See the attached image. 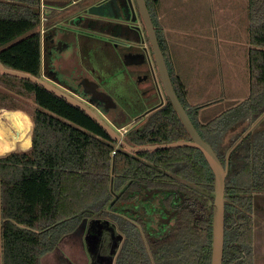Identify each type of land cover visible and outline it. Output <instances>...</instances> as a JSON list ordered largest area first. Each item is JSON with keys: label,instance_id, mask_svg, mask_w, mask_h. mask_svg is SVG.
Instances as JSON below:
<instances>
[{"label": "trees", "instance_id": "1", "mask_svg": "<svg viewBox=\"0 0 264 264\" xmlns=\"http://www.w3.org/2000/svg\"><path fill=\"white\" fill-rule=\"evenodd\" d=\"M145 1L154 23L157 0ZM40 3L0 0V64L37 79L42 78ZM246 18L248 97L205 123L197 119L201 107L189 105L185 85L171 71L153 24L176 97L200 138L227 164L222 264H253V195L264 192V130L254 127L232 149L264 115V0H247ZM0 83L36 106L30 149L0 157L2 264H37L86 221L125 226L126 207L131 212L138 205L145 212L158 209L161 222L154 233L141 215L130 219V249L122 264H210L214 176L199 150L128 153L83 111L43 87L1 71ZM80 96L109 121L120 114L110 100L101 105ZM129 124L121 128L128 127L123 140L131 147L190 141L166 97ZM27 138L20 147L29 145Z\"/></svg>", "mask_w": 264, "mask_h": 264}, {"label": "rangeland", "instance_id": "2", "mask_svg": "<svg viewBox=\"0 0 264 264\" xmlns=\"http://www.w3.org/2000/svg\"><path fill=\"white\" fill-rule=\"evenodd\" d=\"M172 3L174 8L173 15L175 17V21L178 24H182L187 28H191L192 26H195V23L201 24L202 22L201 29H216L218 33L225 35L226 37L229 36L230 38H234L236 42L240 43V45L237 43L231 44V46L235 47V51L230 55L231 59L228 61V67L223 65L224 62L215 63L216 65L222 64L225 69H220L218 66L214 68L215 75H217V85H215L217 91L206 94L208 100L206 101L205 105L198 110V114L200 115L197 117L198 121L205 123L218 116L226 109L244 101L248 97V65L247 48L245 46V43L248 41L246 31L247 0H241V4L239 5V16L237 14V0H172ZM41 4L43 3H40V13L43 11L41 10ZM30 6L35 7L36 5L31 4ZM43 13L44 12H42V16L46 20V15ZM221 15L224 17L223 20ZM43 27L41 30H43ZM41 36L43 38V34H41ZM225 45L230 44H224V46ZM224 46L221 48V51L218 53V55L222 56L228 54L226 53ZM150 62L156 76L159 92L164 98L163 102H165V94L163 92L153 58H150ZM232 74L234 75L233 77ZM226 79L233 80V82H235L234 84H229V90H227L224 85ZM40 80L46 82L51 87L59 90L68 97L74 98L64 90L58 88L50 82H47V80L43 77ZM0 97H3L0 98V128L2 127L3 129V135H0V157H5L12 153L26 152L31 146L33 130L31 113L36 108V106L34 105L31 97L18 96L16 93H11L4 89V85L2 83H0ZM74 99L89 107L110 128H112V130L121 135L117 130H121V126H123L126 120H120L119 122L116 120L109 121L102 113L99 112L98 109L88 106L86 104L88 103L87 101H81L76 98ZM12 115L20 119L24 125V137L20 138V145L26 144L27 137L29 145L19 148L17 147L14 150L8 152L5 150V146L8 145L9 142L13 141L14 136L17 138L18 132L21 131V126L19 123L16 127L14 123H12ZM119 118L123 117L120 116ZM243 126H245V124ZM241 127L237 128L234 132L229 133L227 139L238 133L241 130ZM127 128L128 127H125L124 129L127 130ZM255 128L264 130V117L257 123ZM123 136L124 135H122V137ZM23 139L24 141L21 144ZM133 209L134 210L130 212L128 211V207H126V211H124L123 215L127 220L133 219V216L136 217L137 215H141L148 229L154 233L158 231V225H160L159 223L161 222V214L159 213L158 209L150 207V209L145 212V209L142 207V205H138L137 209ZM252 218L255 246L261 250L260 254L262 255V258H260V260H264V192L253 195ZM107 222L108 223L92 226L87 221L82 223L74 234L61 240L59 247L53 251V253H56L55 259H53L54 255H51L44 260L41 259L39 263L62 264L63 261L58 262L57 260V257H61L62 254L69 256L70 261L73 264H110L112 258L111 252H116V257L112 264H122V257L124 258L126 255L131 243L129 242V236L126 230L127 228L126 226L119 227L115 223L113 233L108 229L110 222ZM135 233H139L138 229L135 230ZM123 235H125L127 239L125 238V240H122Z\"/></svg>", "mask_w": 264, "mask_h": 264}, {"label": "crops", "instance_id": "3", "mask_svg": "<svg viewBox=\"0 0 264 264\" xmlns=\"http://www.w3.org/2000/svg\"><path fill=\"white\" fill-rule=\"evenodd\" d=\"M237 3L239 16L241 0H237ZM172 4V0H157L153 17L154 24L159 29L166 45L171 71L180 78L186 87L189 105L202 108L208 100L206 94L217 91L215 86L217 85V75H215L214 68L218 66L220 69H225L223 65L228 67L230 55L235 51V47L231 44L240 45V43L236 42L234 38L218 33L216 29H201L202 22L201 24L195 23V26L191 28L178 24L173 15ZM221 18L224 19L222 15ZM46 29L45 24L44 30ZM66 35L67 37H63V35L60 37L67 45L65 53L60 58L58 57L60 62L49 60L47 56L48 46L45 43L41 45L42 77L44 79L49 78L47 75H52L55 71H58L56 75L59 79L74 81L75 83H81L84 78H88L101 87L113 104L118 107L120 114L116 119L117 122L126 120L125 123L132 124L143 113L164 103V98L156 83V76L154 78L149 71L146 75L143 74L138 64L134 63L133 60L122 58L121 53L115 51L112 45L103 40L85 38L79 34ZM224 44L230 45L224 46ZM223 46L228 54L218 55ZM245 46L248 50L250 46L248 41ZM217 62L224 63L223 65H216ZM67 83L62 81L56 84L64 89ZM232 83L235 82L225 80L224 85L227 90H229V84ZM120 116L123 118H119ZM198 116L200 115L198 114ZM260 251L255 246L253 233V264H264V260H260L262 258ZM55 254L51 252L41 259L44 260L51 255H54L53 259H55ZM57 260L58 262L63 261L62 264H73L69 256L62 254L61 257H57ZM39 262L37 264H40ZM0 264H2L1 246Z\"/></svg>", "mask_w": 264, "mask_h": 264}, {"label": "water", "instance_id": "4", "mask_svg": "<svg viewBox=\"0 0 264 264\" xmlns=\"http://www.w3.org/2000/svg\"><path fill=\"white\" fill-rule=\"evenodd\" d=\"M136 5L139 10V14L143 23L145 35L150 46V51L152 58L159 75V79L163 88L165 97L169 100L173 106L178 118L180 119L182 125L186 129L187 133L190 136V141L162 144V145H151L145 147H131L124 140L122 135L116 133L112 128H110L100 117H98L89 107L83 105L82 103L76 101L74 98L68 97L59 90L51 87L46 82L41 81L40 79L34 78L28 74L5 69L0 64V71L3 74L14 76L21 79L29 80L50 93L56 95L59 98L66 100L71 105L79 108L86 115H88L93 121H95L119 146L123 147L128 153L136 154L139 152L153 151L158 149L166 148H175V147H192L199 150L207 165L209 166L213 176H214V187H213V203H212V243H211V262L210 264H222V255H223V244H224V191H225V179L227 176V164L222 165L211 147L205 143L199 136L198 132L191 123L189 117L187 116L185 110L180 104L178 98L176 97L169 72L164 60V56L161 52L159 42L156 36L155 28L151 17L149 15L145 0H135ZM114 8L115 14L112 10ZM84 15V21L86 20L87 28L93 29V26L101 24V26L107 23L109 20L116 18L120 22H124V25L119 26L124 30V42L128 47L115 46L117 49L127 50V51H140V49L133 47L135 43H143L141 30L136 28L133 23L136 20L135 15L131 11L130 3L125 2L124 0H94L86 5L82 11ZM67 23V22H66ZM86 28V27H84ZM137 33V35L135 34ZM146 48L137 56L142 62L145 61ZM139 59V60H140ZM134 62L137 63L133 58ZM137 64H140L137 63ZM82 89L85 94L89 93L93 100H98L101 102L107 103L109 100L112 101L104 92L98 90L97 84L91 82L88 78L82 80ZM88 106H93L91 103H87ZM264 117L261 116L251 127L250 129L234 144L232 149L242 140V138L250 132L257 123ZM231 149V150H232ZM230 150V151H231ZM228 152V155L230 153ZM227 155V156H228Z\"/></svg>", "mask_w": 264, "mask_h": 264}, {"label": "flooded vegetation", "instance_id": "5", "mask_svg": "<svg viewBox=\"0 0 264 264\" xmlns=\"http://www.w3.org/2000/svg\"><path fill=\"white\" fill-rule=\"evenodd\" d=\"M94 0H41V2L43 4L42 5V12H44L43 14L46 15V21L45 24L47 26V29L45 30L44 34H43V43H45L48 48L47 50V56L49 58V60L52 61H59V58L65 53L66 49L65 47L67 46L66 43L61 40V36L63 35V37H67L66 34H79V35H83L85 38H94V39H99V40H103L107 43H109L110 45L113 46L114 50L121 53L122 58H127L130 60H133V58H136V62L140 64L139 68L141 71H143V74H147V71H149V73H152V65L150 62V59H148L146 53V59L144 62H142L143 60H141L140 58H138L137 56L141 53L140 51L144 50V44H147V47L150 50V46L148 44L146 35H145V31H144V27H143V23L139 14V10L138 7L136 5V1L135 0H124L127 3H130L131 6V11L132 13L135 15L136 20L133 23V25L138 28L139 30H141V35H142V39H143V43L139 44V43H135L133 45V47H136L138 49H140V51H127V50H121V49H117L115 48V46H122V47H128V45L124 42V30H122L119 26L124 25V22H120L118 19L113 18L111 20H109L107 23L103 24L101 26V24H97V26H93V29H89L87 28V26H89L86 22V20L84 21V15L82 14V11L84 10V8L86 7V5L90 2H92ZM110 1V0H109ZM146 3V1H145ZM147 6V4H146ZM148 9V7H147ZM113 14H115L114 8L112 10ZM149 12V10H148ZM150 15V12H149ZM151 17V16H150ZM152 20V18H151ZM67 22V23H66ZM154 24V23H153ZM86 27V28H84ZM137 35V33H135ZM146 51V50H145ZM151 52V51H150ZM59 57V58H58ZM140 59V60H139ZM134 62V60H133ZM135 63V62H134ZM136 63V64H137ZM56 70H61V69H56ZM58 72V71H57ZM55 71V73H53L52 75H47V77L49 76V78H45L47 80V82L52 83L53 85L57 86L58 88H61L59 85H57L56 83H61L62 80L59 79L56 75L57 73ZM61 80V81H60ZM73 83L70 84H65V88H61L62 90H64L65 92H67L68 94H70L71 96H73L74 98L78 99V100H84L80 95L83 94L85 97H92L89 93L85 94L83 89H82V83H75L74 81H70ZM64 87V86H63ZM98 90L100 92H104L101 87L97 86ZM98 101V100H95ZM101 105V101H98ZM87 104V103H86ZM163 104V103H162ZM105 105V104H104ZM94 106V105H93ZM91 106L92 108H96L98 109L96 106ZM8 156V155H7ZM125 220V226H126V230L128 233V227L129 224L131 223L130 220L128 219H124ZM109 230L111 232L114 233V226L115 223L112 220H109ZM133 224V223H132ZM139 231V228H136ZM125 238L127 239V237H125V235L122 236V240H125ZM130 249V246H129ZM128 249V251H129ZM127 251V253H128ZM126 253V255H127ZM112 258H111V262L110 264H112V262L114 261L115 257H116V252L112 253Z\"/></svg>", "mask_w": 264, "mask_h": 264}, {"label": "bare ground", "instance_id": "6", "mask_svg": "<svg viewBox=\"0 0 264 264\" xmlns=\"http://www.w3.org/2000/svg\"><path fill=\"white\" fill-rule=\"evenodd\" d=\"M12 116H13L12 117V123H14L15 127L19 123L20 126H21V131L18 132L17 138H15V136H14L13 137V141L9 142L8 145L5 146L6 147L5 150L8 151V152L14 150L17 147L19 148L20 147L19 146L20 145V138L24 137V135H23L24 134V125H23L22 121H20V119H18L17 117H14V115H12ZM25 128H27V127H25ZM4 134H5V132H4ZM0 135H3L2 127L0 128ZM0 151H1V149H0Z\"/></svg>", "mask_w": 264, "mask_h": 264}, {"label": "built area", "instance_id": "7", "mask_svg": "<svg viewBox=\"0 0 264 264\" xmlns=\"http://www.w3.org/2000/svg\"><path fill=\"white\" fill-rule=\"evenodd\" d=\"M41 7V6H40ZM41 10H42V8H41ZM45 19L43 18V16H42V12H41V21H40V36H41V34H44V32H45V30H44V25H45ZM43 27V30H41V28ZM41 38H42V36H41ZM144 47L146 48V55H147V57H148V59H150V58H152V54H151V52H150V50H149V48L147 47V44L145 43L144 44ZM151 56V57H150ZM152 75L154 76V78H155V74H154V71H153V69H152ZM157 83V82H156ZM158 84V83H157ZM121 135H124L125 133H126V129H124V128H121V130H117ZM122 131V132H121Z\"/></svg>", "mask_w": 264, "mask_h": 264}]
</instances>
